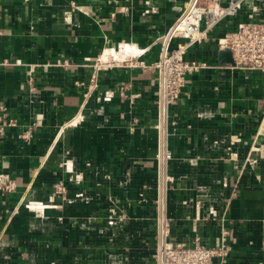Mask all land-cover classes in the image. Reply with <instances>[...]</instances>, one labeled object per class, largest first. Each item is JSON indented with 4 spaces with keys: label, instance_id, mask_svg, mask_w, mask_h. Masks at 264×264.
<instances>
[{
    "label": "crops",
    "instance_id": "crops-1",
    "mask_svg": "<svg viewBox=\"0 0 264 264\" xmlns=\"http://www.w3.org/2000/svg\"><path fill=\"white\" fill-rule=\"evenodd\" d=\"M188 1L0 0V173L17 185L0 197V264L156 263L157 73L113 68L89 92L91 70L63 63L113 48L151 63ZM249 14L189 49L209 67L187 76L170 111L171 241L226 234L228 264H264V71L233 68L217 45ZM58 182L68 195L51 201Z\"/></svg>",
    "mask_w": 264,
    "mask_h": 264
},
{
    "label": "built area",
    "instance_id": "built-area-1",
    "mask_svg": "<svg viewBox=\"0 0 264 264\" xmlns=\"http://www.w3.org/2000/svg\"><path fill=\"white\" fill-rule=\"evenodd\" d=\"M244 8L250 10L248 19L241 20L232 31H227L217 40L222 50L231 52L234 60L233 68L249 71H264V0H231L226 6L217 3H202L201 0H189L180 16L170 29L161 35L158 40L160 49L158 57L153 62L141 59V54L126 48L110 49L95 58L91 63L73 64L65 61V67L83 66L91 70V84L89 92L99 87L102 72L113 68H140L145 72L153 71L158 76V89L155 108L157 111V125L160 132L159 148L156 155V173L154 187L156 212V251L155 264H228L232 251L227 242L226 234L220 243L213 246L197 243L193 247L174 244L171 241V224L167 215V200L173 187L174 178L170 174L169 166L173 154L168 145L170 111L178 102L186 87L187 76L209 67L207 62L186 60L185 56L194 45L208 40L209 34L222 25L228 18L237 16ZM177 40H180L176 43ZM182 40V41H181ZM113 93L107 92L106 99H111ZM1 109H4L2 106ZM0 132L3 134V129ZM28 140L32 132L26 130L22 136ZM219 144L218 142H216ZM74 180L80 181V176ZM17 189L15 180L9 174L0 173V197H7ZM68 188L64 182L54 184V193L51 197L65 200ZM79 196H83L82 193ZM42 202H30L31 209L42 210ZM46 207V205H44ZM57 207L56 205H51ZM110 224L115 223V211L111 210ZM123 222V221H121Z\"/></svg>",
    "mask_w": 264,
    "mask_h": 264
},
{
    "label": "water",
    "instance_id": "water-1",
    "mask_svg": "<svg viewBox=\"0 0 264 264\" xmlns=\"http://www.w3.org/2000/svg\"><path fill=\"white\" fill-rule=\"evenodd\" d=\"M217 260H215V262H216Z\"/></svg>",
    "mask_w": 264,
    "mask_h": 264
},
{
    "label": "bare ground",
    "instance_id": "bare-ground-1",
    "mask_svg": "<svg viewBox=\"0 0 264 264\" xmlns=\"http://www.w3.org/2000/svg\"><path fill=\"white\" fill-rule=\"evenodd\" d=\"M77 122V121H76Z\"/></svg>",
    "mask_w": 264,
    "mask_h": 264
}]
</instances>
